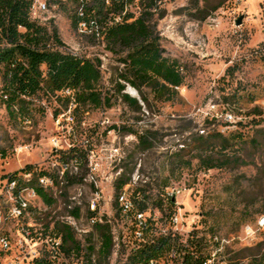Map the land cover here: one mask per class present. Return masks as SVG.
Wrapping results in <instances>:
<instances>
[{"label":"rangeland","instance_id":"rangeland-1","mask_svg":"<svg viewBox=\"0 0 264 264\" xmlns=\"http://www.w3.org/2000/svg\"><path fill=\"white\" fill-rule=\"evenodd\" d=\"M32 1L30 18L57 33L61 46L50 43L53 48L100 60L110 105L72 114L73 105L38 92L26 98L23 111L15 105L11 113L0 99V174L28 164L53 173L61 167L60 152L73 145L90 149L83 181L51 191L80 246H99L88 218L109 225L112 254L99 261L94 251L89 264H125L132 246L130 222L114 202L122 174L131 177L122 192L145 200L159 231L175 233L182 243L201 239L216 264H247L264 254V228L257 225L264 215V0H163L160 44L180 62L183 82L174 100L139 111L114 93L116 56L97 36L71 26L74 1ZM196 1L203 19L191 16ZM129 10L138 13L135 6ZM146 131L152 146L143 150L137 135ZM211 145H226V157L236 159L207 169L196 155H210L214 148L205 147ZM69 165L70 173L78 171ZM67 205L80 207L79 219L65 220Z\"/></svg>","mask_w":264,"mask_h":264},{"label":"trees","instance_id":"trees-1","mask_svg":"<svg viewBox=\"0 0 264 264\" xmlns=\"http://www.w3.org/2000/svg\"><path fill=\"white\" fill-rule=\"evenodd\" d=\"M73 1L75 9L68 13L71 26L77 29L82 24L86 32H90L93 37L97 36L104 43L105 50L117 58L120 67L115 68L114 93L124 103L139 111L142 106L151 109L157 103L169 102L178 96V88L183 82L181 64L176 58L165 55L157 30L158 21L165 15L163 0ZM32 3V0H0L2 102L11 113L14 112L15 105L18 106V111H23L26 98L44 92L64 101L65 108L73 105L72 114L79 110L109 106L110 99L102 85L100 60L53 48L50 43L61 46L57 33L55 29L49 33L45 26L30 18ZM197 3L198 1L191 16L203 19L206 15H198L202 9ZM130 6L137 7V15L129 10ZM262 58L264 60V55ZM126 85L133 88L139 97L123 92ZM65 90L70 93L62 97L57 95ZM238 100L239 98L235 99ZM147 133L150 132L137 135L143 150L152 146V141L145 135ZM205 148L212 149L214 145ZM227 148L226 145H220L210 155L202 157L197 153L196 157L207 169L215 168L223 162L236 159L226 157ZM89 152L90 149L80 145H73L60 152L61 165H66V169L60 180L56 176V183L71 185L82 182L85 174L83 171L88 170ZM69 164L78 171L70 173ZM27 167L28 165L25 166ZM130 180V174H122L115 180L116 205L123 186ZM36 192L45 204L53 203L52 197L42 188L36 187ZM130 200L134 205L133 212L148 213L144 199L132 196ZM168 200L169 203L174 202L172 197ZM67 212L79 218L80 207L73 206ZM121 215L129 221L133 216L132 213L123 212ZM93 225L99 233L96 251L91 244L80 246L70 226L58 224L65 245L64 251H73L75 255L82 251L89 261L95 251L99 261L107 260L114 244L110 227L99 221H95ZM129 229L132 246L128 250L125 264H216L211 260L212 249H206L201 244V239L192 237L182 243L175 233L159 231L152 215L146 218L139 237L134 235L135 229L131 221ZM247 264H264V254L252 258Z\"/></svg>","mask_w":264,"mask_h":264},{"label":"built area","instance_id":"built-area-1","mask_svg":"<svg viewBox=\"0 0 264 264\" xmlns=\"http://www.w3.org/2000/svg\"><path fill=\"white\" fill-rule=\"evenodd\" d=\"M44 6L43 3L39 5L40 8ZM25 166L0 174V264H89L86 256L64 251L65 245L58 229V224H64V219L57 213L55 193L51 191L57 184L56 176L60 180L66 165H61L56 173L35 164ZM36 187L48 193L53 203L45 204ZM118 205L121 212L132 213L133 233L139 237L150 214L133 212V202L124 192L118 196ZM71 208L67 205V211ZM90 208H95L94 201L90 202ZM79 218L67 214L65 220L74 222ZM88 220L91 223L97 221L95 217ZM257 225L264 228V216L257 219Z\"/></svg>","mask_w":264,"mask_h":264},{"label":"water","instance_id":"water-1","mask_svg":"<svg viewBox=\"0 0 264 264\" xmlns=\"http://www.w3.org/2000/svg\"><path fill=\"white\" fill-rule=\"evenodd\" d=\"M236 24H239V21H236ZM133 89V88H132ZM134 90V89H133ZM135 91V90H134ZM136 93V91H135ZM130 95H132L130 92H129ZM133 96V95H132Z\"/></svg>","mask_w":264,"mask_h":264},{"label":"bare ground","instance_id":"bare-ground-1","mask_svg":"<svg viewBox=\"0 0 264 264\" xmlns=\"http://www.w3.org/2000/svg\"><path fill=\"white\" fill-rule=\"evenodd\" d=\"M131 93H132L133 95H135V91H134L133 89H131Z\"/></svg>","mask_w":264,"mask_h":264}]
</instances>
